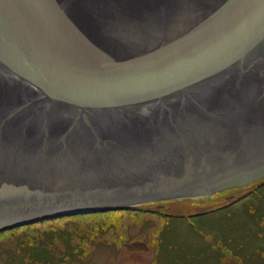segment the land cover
I'll use <instances>...</instances> for the list:
<instances>
[{"label":"water","instance_id":"obj_1","mask_svg":"<svg viewBox=\"0 0 264 264\" xmlns=\"http://www.w3.org/2000/svg\"><path fill=\"white\" fill-rule=\"evenodd\" d=\"M264 175V0H0V230Z\"/></svg>","mask_w":264,"mask_h":264},{"label":"rangeland","instance_id":"obj_2","mask_svg":"<svg viewBox=\"0 0 264 264\" xmlns=\"http://www.w3.org/2000/svg\"><path fill=\"white\" fill-rule=\"evenodd\" d=\"M262 217L264 175L206 196L88 209L1 230L0 264H216L231 257L222 242L245 253L248 264H264ZM43 232L52 237L48 251L36 248Z\"/></svg>","mask_w":264,"mask_h":264},{"label":"flooded vegetation","instance_id":"obj_3","mask_svg":"<svg viewBox=\"0 0 264 264\" xmlns=\"http://www.w3.org/2000/svg\"><path fill=\"white\" fill-rule=\"evenodd\" d=\"M262 219L263 220H260V225H259L260 232L257 235V238L259 241V243H258L259 250H262V248H264V217H262ZM222 243H223V247L229 252V255H231V257L227 256V258H225L224 261H219L216 264H229L228 262L233 263V264H248L245 253L237 252L236 249H232V247L225 244L224 242H222ZM128 245H130V244H128ZM234 254L238 255L239 257H235ZM231 259H234V261L231 262ZM49 260L50 259L48 258L46 260V263H49ZM255 263L256 262H254V264Z\"/></svg>","mask_w":264,"mask_h":264},{"label":"trees","instance_id":"obj_4","mask_svg":"<svg viewBox=\"0 0 264 264\" xmlns=\"http://www.w3.org/2000/svg\"><path fill=\"white\" fill-rule=\"evenodd\" d=\"M139 206H141V205H139ZM139 206H136V207H139ZM9 228H11V227H9ZM43 233H44L43 240H41V242H39V245L36 248L44 250V251H48L49 250V243L48 242H49V240L52 239V237H51V234L49 232L48 233L43 232ZM66 247H68V246H66Z\"/></svg>","mask_w":264,"mask_h":264}]
</instances>
